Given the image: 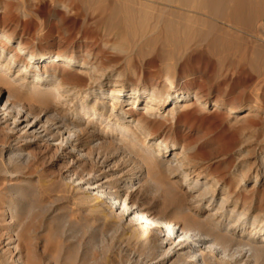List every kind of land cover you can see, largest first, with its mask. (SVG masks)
Listing matches in <instances>:
<instances>
[{"label":"rangeland","instance_id":"rangeland-1","mask_svg":"<svg viewBox=\"0 0 264 264\" xmlns=\"http://www.w3.org/2000/svg\"><path fill=\"white\" fill-rule=\"evenodd\" d=\"M263 1L243 17H203L200 27H192L191 42L174 38L167 45L164 27L156 33L150 27L177 20L169 14L124 31L105 26L106 18L84 9L83 0H0V31L14 38L1 67L19 43L39 56L54 52L87 64L53 70L57 82L80 93L137 87L157 100L185 91L205 101L170 113L142 98L112 113V100L96 92L88 100L63 93L40 103L30 77L23 93L11 85L0 88V264H17L18 258L26 264H264V244L253 243L264 232ZM149 39L157 44L148 45ZM22 65L12 67L9 80ZM96 102V115L82 114L83 104ZM62 119L86 132L84 151L69 154L68 139L76 136L57 134ZM124 123L123 131L112 133ZM140 129L154 140L145 141ZM94 136L98 146L90 144ZM156 140L174 145L170 157L158 160L175 165L179 158L182 175H171L174 169L166 166L146 173V165L156 163L144 153H154ZM88 182L116 191L119 200H128L125 205L210 236L211 247L193 262L192 254L166 260L168 247L146 240L148 227L130 217L114 221L121 210L112 214L109 200L92 201ZM223 198L229 201L224 211ZM236 207L239 213L232 215ZM240 212L246 216L238 222ZM201 253L207 261L198 262Z\"/></svg>","mask_w":264,"mask_h":264},{"label":"bare ground","instance_id":"bare-ground-1","mask_svg":"<svg viewBox=\"0 0 264 264\" xmlns=\"http://www.w3.org/2000/svg\"><path fill=\"white\" fill-rule=\"evenodd\" d=\"M84 1V9H88L93 13H97L100 17L106 18L105 26L116 29V30H128L132 27L141 28L144 27L150 20L155 19V17H162L165 14H169L172 16H176L177 20L174 22H159L156 21L150 28L151 32L156 33L159 31L160 27L163 26L164 29L161 30L160 34L164 36L166 39L167 45L173 43L172 39L182 40L183 43L191 42L194 38L195 29L192 27L199 26L200 23L206 21L203 19H222L220 16H230V17H243L248 13H253L257 11L258 0H83ZM264 2V1H263ZM261 3V2H260ZM264 4V3H263ZM262 5V3H261ZM264 6V5H262ZM87 11V10H86ZM224 19V17H223ZM219 21V20H218ZM191 25V26H190ZM212 25V24H211ZM197 26V27H198ZM200 27V26H199ZM211 27V26H210ZM213 30L222 31V28L218 26H213ZM133 31V30H132ZM135 32V31H134ZM195 33V34H194ZM214 33V32H213ZM125 34V33H124ZM196 40V39H195ZM206 41L207 39L204 38ZM0 41L5 45L0 48V60L4 57V55L8 54L7 47L9 44L14 43V38L9 35H3L0 31ZM223 41V40H222ZM147 44L150 46H154L157 44L156 39L147 40ZM7 45V46H6ZM15 53L8 56L7 63L3 67L0 65V88H6L8 85H11L15 89L18 90L19 93H23L26 89V81L28 77L33 80L32 82V91L39 96L40 103L48 104L47 98L51 96L58 95L60 96L63 93L66 95H75L76 97L82 96L84 100L91 99L95 97V92H77L76 88H71L69 84H61V82H57L56 73H53L54 69L59 67H75L82 66L86 67L87 64H81L79 60L75 57L71 56H63L56 54L54 52H48L43 55H37L34 52L29 51L27 48L23 47L21 44H15ZM217 46H215V49ZM19 53L26 55V58L21 56ZM18 63H23L20 68V74L17 75L16 81L12 82L8 79V75L13 66H16ZM24 83V84H22ZM39 85L46 86L48 89L46 92H40ZM98 95L103 98L111 99L112 101V113L117 109V106L123 104L125 102L132 103V105H137L141 102L142 98L146 99L147 104H155L157 106L156 111L161 109L169 110L170 113H173L175 109L181 108L187 105L190 102H193L194 105H203L205 101L196 96H192L188 92L185 91H169L161 96V100H157V95L154 93L148 94L145 96L146 91L141 90L139 88H133L132 90L127 91L125 88L114 87L110 89V92H104L102 90L96 92ZM34 96V95H33ZM148 96V97H147ZM33 98V97H32ZM148 98V99H147ZM60 99V98H59ZM88 104V102H86ZM5 108V106H4ZM100 109L98 108V103L94 104L92 107H88V105L82 106V114L92 113L96 115ZM150 110V109H149ZM6 112V110H3ZM243 110H234L231 109V114H237L242 112ZM81 116V114H78ZM127 112L124 113V116H128ZM24 116V115H23ZM23 116L21 118H23ZM27 121L23 120V122ZM20 120L17 121V124L23 123ZM126 123V122H125ZM124 124H117L112 133H117L119 131H123ZM137 126L141 122H136ZM59 126L56 128L58 130L57 134L60 131L69 136L75 135L76 140L69 138L68 145L69 146V154L74 153L76 150L84 151L85 144L83 142L84 133L83 130L79 129L78 122H70L67 119H62L59 121ZM38 125V121L33 122L28 125V128L31 127V130L34 129ZM91 124H88L87 127H91ZM141 126V125H140ZM128 127V126H127ZM131 127V126H130ZM136 127V125H135ZM143 127V126H142ZM142 134L146 135L145 141H152L154 137L151 134L146 133L145 130H141ZM88 132V131H87ZM109 134V133H108ZM55 135V134H54ZM110 136H105L104 138H108ZM129 138V136H126ZM93 141L90 144H94L95 146L99 145L96 136L92 137ZM126 138V139H127ZM128 140V139H127ZM98 144H95L97 143ZM103 142V141H102ZM101 142V143H102ZM92 145V146H94ZM68 147V146H67ZM154 153L151 154L149 152L144 153L147 158L155 160L156 165H146V173L150 172L152 169H158L159 166H166L171 172V175H182L183 165L182 161L177 158L175 165L172 163H162L158 160L159 156L165 155L166 157H170L168 155L174 145L165 140H156L154 143ZM95 148V147H94ZM96 149V148H95ZM81 157V156H80ZM83 157V156H82ZM180 164V166H178ZM167 169V170H168ZM106 183V182H105ZM87 190H93L95 193L92 195V201L95 202H103L104 200H109L112 205H110V210L112 214L121 210L120 217L114 216V221L118 218L130 217L134 224L145 225L148 228L141 230L143 235H146V240L155 243L158 247L166 248V260H169L172 257L186 258L189 254H192V258L190 262L197 257V254L201 251L209 249L211 245H208L212 238L208 235H203L200 232L187 229L180 225L179 223L170 220L167 216H153L145 209L137 207L135 205H125L128 200L121 201L119 200V195L115 194V192H111L103 189L102 185H95L91 182L85 184ZM85 190V189H84ZM208 195L204 197L207 198ZM104 199V200H103ZM196 199V198H195ZM231 199V198H230ZM229 201L226 198L222 200V209L227 206ZM208 209V208H207ZM238 207L231 211V214L234 215L238 212ZM16 210H13L11 213H15ZM246 214L244 212H240L238 215V222L242 221L245 218ZM238 222L230 225L229 229L235 230L238 226ZM2 227H7V224H1ZM141 229V228H140ZM138 234L140 233L137 231ZM167 233L170 234V237L167 239ZM253 243L264 244V232L259 234L258 237L253 239ZM212 247H214L212 245ZM193 252H189V251ZM200 260L198 262L207 261L206 253H201L198 255ZM189 258V257H188ZM165 259V258H164ZM17 264H26L22 261L21 258L16 260Z\"/></svg>","mask_w":264,"mask_h":264}]
</instances>
